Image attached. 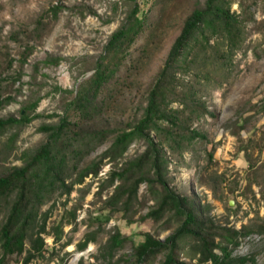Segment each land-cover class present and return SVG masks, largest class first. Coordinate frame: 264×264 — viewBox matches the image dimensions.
Here are the masks:
<instances>
[{
	"label": "rangeland",
	"instance_id": "374dc122",
	"mask_svg": "<svg viewBox=\"0 0 264 264\" xmlns=\"http://www.w3.org/2000/svg\"><path fill=\"white\" fill-rule=\"evenodd\" d=\"M205 1L140 0L145 27L100 96V112L88 121L73 114L72 120L79 122L74 132L80 135L67 141L76 151L68 153L67 184L100 162L119 131L141 117L186 20ZM241 5L249 7L254 17L245 27L241 51L231 59L222 56L226 47H220L221 56L212 52L199 67L203 73L182 76L183 85L195 87L213 116L193 124L207 140L195 142L182 157L164 148L170 161L166 178L177 194L208 208L216 227L249 232L240 238L234 255L252 257L255 262L248 264H264V0H232V12L242 16ZM57 6L63 9L55 17ZM126 10L121 0H0V104L14 98L0 106V118L18 117L28 98L41 99L36 113L42 116L25 127L15 143L10 138L16 129L0 135V174L24 166L23 154L47 140L40 127L57 122L65 104L94 73L90 71L94 58L122 25ZM55 59H62L58 66ZM102 130L112 133L103 140L92 139ZM145 149L144 141H134L118 161L104 159L98 176L75 184L70 194L60 188L45 195L37 206L45 219L46 252L31 264H133L134 249L147 235L165 241L178 231L184 219L171 211L161 219L146 218L160 198L161 187L143 184L138 200L125 214L107 204L120 180L100 194L110 172L120 171ZM10 203L0 206V227ZM118 232L128 241L111 251V238ZM220 241L217 236L216 242ZM166 254L143 264H163ZM25 256H10L4 264H22ZM174 256L177 263L199 264L198 240L183 237Z\"/></svg>",
	"mask_w": 264,
	"mask_h": 264
},
{
	"label": "trees",
	"instance_id": "16d2710c",
	"mask_svg": "<svg viewBox=\"0 0 264 264\" xmlns=\"http://www.w3.org/2000/svg\"><path fill=\"white\" fill-rule=\"evenodd\" d=\"M121 1L127 8L126 17L110 36L103 53L94 58L90 67V71L94 73L81 84L76 96L65 104L64 113L58 116L59 120L40 127V131L47 135V140L36 149L23 154L25 165L15 166L8 173L0 174V206L11 201L8 215L0 227V264H4L13 255H26L22 264H31L38 256H44L45 219H41L37 204L42 202L48 192L64 188L65 194H70L75 184H83L90 175L98 176L104 159L118 161L134 141H144L145 151L126 161L120 171H111L100 188V194L106 188L114 187L116 180H120L107 204L125 214L138 200L143 184L161 187L160 198L146 218L161 219L166 212L171 211L184 219V222L165 241L147 235L145 242L134 249L133 264L147 263L149 259L165 251L167 254L163 264H186L177 263L174 256L178 241L185 236L198 240L199 264L254 263L252 257L234 255V250L240 245V238L249 232L216 227L213 218L207 213L208 208L198 206L195 201L177 194L170 187L166 178L170 161L164 150L167 148L172 155L182 157L195 142L207 140L205 133L192 126L213 114L200 93L194 91L195 87L187 88L183 85L182 76L190 72L203 73L199 67L210 60L208 58H211L212 52L221 56L220 47H226L222 55L224 57H234L241 51L245 42V27L254 20L249 7L246 8L245 5H241L242 16L232 12V0H206L202 6L198 5L186 20L166 64L150 89L141 117L119 131L100 162L92 163L79 174L78 179L70 184L66 183L68 153L76 152L67 141L72 136L80 135L74 132L79 127V122L72 120L73 114H78L82 121H88L100 112V96L128 60L131 48L145 27L146 14L140 0ZM61 9L63 7H53L55 17ZM201 54H205L202 60ZM61 61L62 59H55L53 64L58 66ZM13 101L14 98L8 97L0 106ZM40 101V98H28L18 117L11 115L0 118V135L6 134L9 129H16L10 138L15 143L16 136L25 127L42 117L36 113ZM111 133L112 131L102 130L94 134L92 139L103 140ZM209 159H213V153H210ZM36 226L39 227L38 230ZM217 236L221 238L220 243L216 242ZM27 241L30 242L28 249ZM127 241L118 232L111 238V251L123 247ZM87 244L86 240L82 247ZM216 249L221 254L216 253Z\"/></svg>",
	"mask_w": 264,
	"mask_h": 264
}]
</instances>
